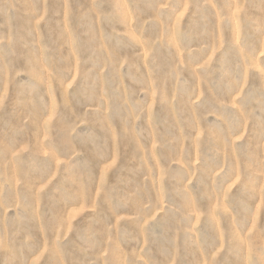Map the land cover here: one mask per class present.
<instances>
[{"label":"rangeland","instance_id":"rangeland-1","mask_svg":"<svg viewBox=\"0 0 264 264\" xmlns=\"http://www.w3.org/2000/svg\"><path fill=\"white\" fill-rule=\"evenodd\" d=\"M0 264H264V0H0Z\"/></svg>","mask_w":264,"mask_h":264}]
</instances>
